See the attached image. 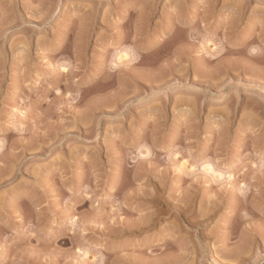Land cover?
<instances>
[{"label":"rangeland","instance_id":"obj_1","mask_svg":"<svg viewBox=\"0 0 264 264\" xmlns=\"http://www.w3.org/2000/svg\"><path fill=\"white\" fill-rule=\"evenodd\" d=\"M262 197L264 0H0V264H264Z\"/></svg>","mask_w":264,"mask_h":264},{"label":"bare ground","instance_id":"obj_2","mask_svg":"<svg viewBox=\"0 0 264 264\" xmlns=\"http://www.w3.org/2000/svg\"><path fill=\"white\" fill-rule=\"evenodd\" d=\"M234 5V4H233ZM242 7V6H241ZM238 9V8H237ZM240 10V9H239ZM123 57H125V58H123ZM123 57H121L120 59H118L121 63H122V61H124L123 63L124 64H131L130 66H132V63L135 61V60H128L127 58H129V55L128 54H125V56H123ZM131 59H133V58H131ZM118 64H120V63H118ZM136 64V63H135ZM135 64H133V65H135ZM123 65V64H122ZM121 65V66H122ZM117 66V65H116ZM135 66H137V65H135ZM132 67H134V66H132ZM113 68H114V66H113ZM117 68V67H116ZM124 69V68H123ZM122 69V70H123ZM134 69V68H133ZM132 68H131V70H133ZM126 70V69H125ZM125 72V71H124ZM174 73H176V72H174ZM134 75V74H133ZM172 76V75H171ZM131 77H132V75H131ZM125 78V77H124ZM136 78V77H135ZM134 77H133V79H135ZM172 78V77H171ZM177 78V77H176ZM132 78H131V81L133 80ZM168 79V78H167ZM127 81V80H126ZM138 81V80H137ZM128 83V82H127ZM205 171H206V173H209V174H212V173H215V169H214V167L212 166V165H209L208 167H205ZM222 176V174H220V176H219V174H218V177H217V179L219 178V177H221ZM223 177V176H222ZM216 178V177H215ZM254 179V178H253ZM258 179V178H257ZM256 183V182H255ZM162 190V189H161ZM152 193V192H151ZM161 193V192H160ZM150 194V193H149ZM152 194H154V193H152ZM263 194V193H262ZM261 194V195H262ZM245 195V194H244ZM151 196V195H150ZM149 197V196H148ZM151 197H153V196H151ZM151 197H150V200H151ZM183 198V197H182ZM262 198H264V197H262ZM152 201V200H151ZM216 207V206H215ZM243 247V246H242ZM186 249H187V247H186ZM183 250V249H182ZM240 252V251H239ZM239 252H238V254H239Z\"/></svg>","mask_w":264,"mask_h":264}]
</instances>
